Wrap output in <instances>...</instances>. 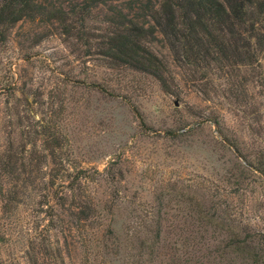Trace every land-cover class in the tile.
Segmentation results:
<instances>
[{"label": "rangeland", "instance_id": "1", "mask_svg": "<svg viewBox=\"0 0 264 264\" xmlns=\"http://www.w3.org/2000/svg\"><path fill=\"white\" fill-rule=\"evenodd\" d=\"M38 1L48 9L43 17L0 25V155L15 154L20 176L8 180L0 206L14 188L21 192L8 211L0 208V264H28L23 229L31 227L44 182L43 171L34 167L26 174L22 168H28L32 152L52 149L71 172L88 170L90 181L74 199H89L96 208L82 233L72 231L71 257L63 254L66 264H105L123 255L110 231L126 237L152 209L164 218L163 239L151 256L144 255L152 258L145 264H264L248 253L215 251L226 236L217 227L216 237H210L211 229L207 233L208 251L193 255L169 248H179L174 238L193 228L188 215L197 210L201 192L212 194L206 211L261 223L264 184L222 145L211 121L216 118L228 138L255 157L264 145V51L254 69L229 67L222 57V63L196 69L179 65L156 31L147 45L166 65L167 87H162L154 76L117 66L101 53L107 35L117 28V14L131 18L140 12L127 7L128 0L94 1L83 21L69 11L84 0ZM59 9L67 13L69 33ZM144 21L153 24L151 17ZM239 184L245 190L234 191ZM72 200L69 195L66 208ZM48 204L56 206L52 198Z\"/></svg>", "mask_w": 264, "mask_h": 264}, {"label": "trees", "instance_id": "2", "mask_svg": "<svg viewBox=\"0 0 264 264\" xmlns=\"http://www.w3.org/2000/svg\"><path fill=\"white\" fill-rule=\"evenodd\" d=\"M94 1L106 3L111 0H84L81 5L74 4L69 12L75 16L79 14V21H83V12L89 10ZM127 7H137L140 12L131 18L122 13L117 14V28L107 35L101 53L117 66L130 67L154 76L162 87H167L164 78L166 65L147 45L156 31L164 37L179 65H192L196 69L208 67L211 61L222 63L221 57L229 67L242 65L254 69L258 64V54L264 51V0H128ZM47 11L38 0H1L0 25H11L22 18H41ZM57 12L62 15L60 21L69 33L71 29L66 23L67 13L61 9ZM46 17L50 19L49 16ZM146 17H151L153 24L145 25ZM211 122L222 138V145L240 156L245 169L251 174H256L257 179L264 184V145L257 150L254 158H249L248 154L220 129L216 118ZM173 134L171 131L167 135ZM185 134L183 132L180 135ZM23 152L19 155L20 159L25 156ZM16 159L18 158L14 153L0 155V194H3L6 185L10 184L9 179L20 177L16 173ZM27 160L28 168L23 164L22 173L29 174L35 167L36 170L43 171L41 179L44 183L39 187L41 198L37 201L38 208L32 213L31 227L23 229L27 240L24 256L28 264H66L63 254L71 257L68 239L72 231L81 232L84 226H87L85 223L96 215V208L91 205V200L74 199L76 190L83 192L90 181L88 170L77 168L75 172H71L60 154L53 149L47 152H32ZM26 184L27 182L24 186ZM234 189L236 192L245 190L242 184ZM66 191L73 199L67 208L65 205L69 195H66ZM20 194V190L14 188L8 199L1 200L2 211H8L12 200H16ZM211 196L212 194L206 192L197 195V210L188 215L189 220H193V228L188 232L179 233L180 236L174 238L173 244H178L179 248L172 244L169 248L175 251L183 248L187 251H184L186 254L208 251L209 248L205 246L207 233L209 234L211 229L210 237H216L217 227L221 233H226V236L220 238L219 244L214 247L215 251L248 253L255 261L264 262V216H259L261 223L254 225L244 222L242 216H217L214 212L204 209L206 204L212 201ZM51 198L56 206L48 204ZM113 203L112 201L109 204L108 209ZM73 208L77 211L74 212ZM147 216L149 219L137 220L135 227L140 228H134L126 237L118 231L113 230V234L110 231L123 255L116 254L114 259L105 264H145L151 261V257L145 260L144 255L151 256L161 244V221L164 218L161 211L155 209L147 211ZM170 231L172 230L169 229L168 232ZM83 232L85 233V230ZM84 233L80 237L83 242ZM163 244L165 245L164 242ZM198 256L199 262L205 257L204 254ZM45 258L50 260L44 261Z\"/></svg>", "mask_w": 264, "mask_h": 264}]
</instances>
